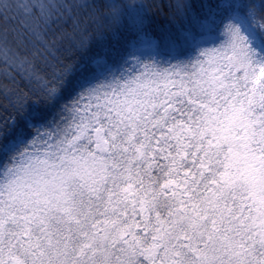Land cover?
I'll use <instances>...</instances> for the list:
<instances>
[{
  "label": "snow or ice",
  "instance_id": "obj_1",
  "mask_svg": "<svg viewBox=\"0 0 264 264\" xmlns=\"http://www.w3.org/2000/svg\"><path fill=\"white\" fill-rule=\"evenodd\" d=\"M168 8L0 0V264H264V0Z\"/></svg>",
  "mask_w": 264,
  "mask_h": 264
},
{
  "label": "trees",
  "instance_id": "obj_2",
  "mask_svg": "<svg viewBox=\"0 0 264 264\" xmlns=\"http://www.w3.org/2000/svg\"><path fill=\"white\" fill-rule=\"evenodd\" d=\"M80 2L101 3L103 0H80ZM117 2L129 4L142 3L146 6L149 15L156 16L157 19L163 20L169 11L168 5L172 3V0H117ZM104 11V9H100L99 11H95L93 9L80 10L79 16L82 20H86L88 22L90 33L96 28L104 29L107 27V20L105 19ZM59 55L60 58L65 60L67 63H71L79 59V55L75 52V50L70 49L67 44H65ZM41 68L44 69V66L41 65ZM45 71L47 70L45 69ZM13 75H15V73H13ZM13 86L22 88L24 91H32L37 87L34 83L29 84L27 80L22 79L20 76H16V82Z\"/></svg>",
  "mask_w": 264,
  "mask_h": 264
}]
</instances>
